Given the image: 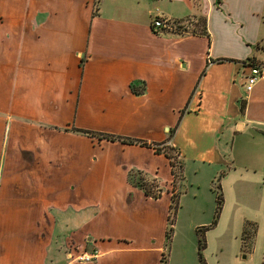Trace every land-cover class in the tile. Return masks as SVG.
<instances>
[{
  "label": "crops",
  "instance_id": "0c3cea01",
  "mask_svg": "<svg viewBox=\"0 0 264 264\" xmlns=\"http://www.w3.org/2000/svg\"><path fill=\"white\" fill-rule=\"evenodd\" d=\"M251 2L0 0V264H113L132 240L85 231L104 218L117 221L88 198L85 188L101 185L112 190L114 207L122 205L120 220L151 231V214L165 204L157 230L166 244V234L174 233L166 224L173 225L180 208L178 197L172 213V198L182 184L174 183L169 159L155 146L173 150L183 170L185 163L223 169L233 196L213 227L197 228L209 227L205 233L218 241L225 225L243 243L253 234L242 258L254 264L264 208L248 219L239 197L253 179L264 191V74L244 91L249 63H264L257 56L264 8ZM155 18L172 28L153 29ZM195 18H203L200 33H174ZM177 94L179 107L170 109V123L162 121L158 107ZM136 174L160 196L135 186ZM134 203L153 212L130 219ZM90 207L96 214H85ZM83 235L92 238L90 253L97 252L87 263L76 260ZM149 243L144 254L157 264L165 256L166 264V245ZM207 250L205 244L203 257ZM223 253L217 244L205 258L225 264Z\"/></svg>",
  "mask_w": 264,
  "mask_h": 264
},
{
  "label": "rangeland",
  "instance_id": "374dc122",
  "mask_svg": "<svg viewBox=\"0 0 264 264\" xmlns=\"http://www.w3.org/2000/svg\"><path fill=\"white\" fill-rule=\"evenodd\" d=\"M261 3L262 8H264V0H252L251 6L253 8L259 7ZM203 18H195L191 19L189 23L177 26L174 30V33H184L185 31L191 33H200L202 29V21ZM185 27V28H184ZM186 29V30H185ZM260 44L258 49H262L261 53H258V59L264 62V18L262 28L260 30ZM256 45V44H255ZM185 64V63H183ZM251 64V63H250ZM264 64V63H259ZM186 73H191L192 70L188 67L185 71ZM181 95L177 94V98L171 99L170 101L166 102V104H162L158 107V111L161 112V119L162 121H168L169 119V112L170 109H175L179 105ZM179 107V106H178ZM177 112V110L175 111ZM167 147V146H164ZM162 148V147H159ZM164 151V150H162ZM171 154L170 162L174 163L173 167V181L177 183V186L182 184L180 187L179 193H176V198L179 197V210L175 217V221L171 226V223L166 224L168 229L174 227V233H172L171 240H168L166 244L164 243L162 236H160L158 231V227L163 224L164 222V215L160 216V212L163 211L165 213V204H160L157 208V212H153L152 206H144L145 204H137L134 203L131 206V216L132 218H138L146 213H152L149 221L155 225L151 231V228L143 227L139 224L136 220H120V215H123L122 205L120 207H114L112 201L110 200L109 194L111 193V189L102 188H85L88 190V198L91 201L98 202V204L104 205L108 210L109 217L113 218V215L117 217V221H109L106 218L103 219L101 224H92L85 228V231L90 234L95 235H106L110 238H124L127 240H132L131 244H126L124 246H132L131 249L122 248V253H119L113 260V264H157L156 257L153 254L146 256L144 254V249L147 247V242L150 240L153 241L154 244L152 245H161L165 244V254L167 256V263L166 264H199L198 262V255H197V247H198V233L197 228L199 222L204 223V225L208 226L211 225L215 216L216 212V198H217V191L222 195V207L227 208V201L229 202L230 196L233 194H228L226 192L225 184L223 182V169H215L212 166L203 165V164H194V163H185L186 168L185 170L182 169L181 160L179 156L172 151L169 152ZM234 156L230 159L233 161ZM180 162V163H179ZM161 168V165L159 166ZM161 178L166 179L167 173L165 174V170H161L160 172ZM254 181V179H253ZM253 181L252 185L249 184V188L247 190H239V197L244 199L242 203L243 213L246 215L248 219H251L252 216H259L262 213L264 206L261 204L264 200V191L260 190L258 182L255 184ZM219 187V189H218ZM151 188L153 189L154 186L152 185ZM248 198L251 199H258L259 203H255L254 201L247 200ZM263 199V200H262ZM115 205V204H114ZM97 208L90 207L87 208L85 214L87 215H94L96 214ZM124 212L126 209L124 208ZM225 212V211H223ZM124 213V214H125ZM264 213V211H263ZM155 214V215H154ZM157 214V215H156ZM227 214V213H226ZM243 220L246 219L242 217ZM169 219L173 221L172 215L169 216ZM247 222V221H245ZM244 222V223H245ZM245 225H249L246 224ZM249 227V226H247ZM197 228V229H196ZM153 232V238L147 239L146 232ZM246 231V227H245ZM250 233V231L248 230ZM170 233V237H171ZM244 233V232H243ZM169 234V232H168ZM214 234L205 233L204 234V241L206 247L208 246V250L206 254L208 255L212 250L213 246H217L219 244L223 249V256L225 264H247V260L245 261L242 257L248 255V250L251 245L252 236L251 234H247L243 239L245 240L244 243L242 238L234 239L231 238L230 235V226L225 225L222 227L220 234L217 235L221 237L218 241L217 239L213 238ZM92 238L89 235H83L81 239V250L80 255L76 257L77 261H82L83 263H87L89 261L85 260V256H89L90 254H97V252L90 253L92 248L91 245ZM219 242V243H218ZM245 246H244V245ZM242 248H240V246ZM163 248V245H162ZM83 250V251H82ZM95 251H98L95 249ZM237 252H239L237 254ZM164 254V255H165ZM203 254V253H202ZM206 254H204L206 256ZM239 255V260H237L234 255ZM203 257L206 264H213L211 260H207ZM255 259L252 263L254 264H264V229H260V233L258 235V241L256 242V254ZM165 256L161 257L162 264H165ZM249 259V257H248ZM214 260V259H213Z\"/></svg>",
  "mask_w": 264,
  "mask_h": 264
},
{
  "label": "trees",
  "instance_id": "16d2710c",
  "mask_svg": "<svg viewBox=\"0 0 264 264\" xmlns=\"http://www.w3.org/2000/svg\"><path fill=\"white\" fill-rule=\"evenodd\" d=\"M249 61V60H248ZM249 63V62H248ZM250 64V63H249ZM243 105L241 104L240 106V111H243ZM93 136H98L100 137L99 139H105L108 141H120L121 143H125V144H140L141 146L147 147V144L143 143V142H138V141H133V140H129V139H125V138H119V137H113V136H109V135H105V134H91ZM167 147L162 146V148H159V146H155V151L156 152H160L162 150H164L165 155L167 156L168 159H171V154L169 153L170 150H166ZM171 168L173 169V167L175 166L174 163L170 162ZM173 170H172V174H173ZM140 174H136L135 177L131 180L133 182V184L139 188H141L145 195L149 196V197H153V198H158L160 196V191L159 190H153L151 188L152 184H148L145 183V180L141 177H138ZM219 189V187H218ZM220 190V189H219ZM175 198V199H174ZM173 204L171 206V210L172 213L174 214L176 212L177 209V202H176V196L174 195V197L172 198ZM222 195L219 193V191H217V198H216V212H215V217L214 220L212 222V224L210 225V227H213L216 224V221L218 219V216L220 214L221 208H222ZM209 229V227H205V228H199L197 229V233H198V247H197V255H198V262L199 264H205V261L203 259V251L205 249V241H204V234L205 232ZM171 230V228H170ZM170 233L166 234V239L167 241L170 240Z\"/></svg>",
  "mask_w": 264,
  "mask_h": 264
},
{
  "label": "built area",
  "instance_id": "2783aa9c",
  "mask_svg": "<svg viewBox=\"0 0 264 264\" xmlns=\"http://www.w3.org/2000/svg\"><path fill=\"white\" fill-rule=\"evenodd\" d=\"M152 27L155 30H170L172 28L166 21L155 18L152 22ZM264 74V64H249V74L246 77V82L244 86V91L246 93L250 92L253 86ZM96 257V254H90L85 256L86 261H91Z\"/></svg>",
  "mask_w": 264,
  "mask_h": 264
}]
</instances>
